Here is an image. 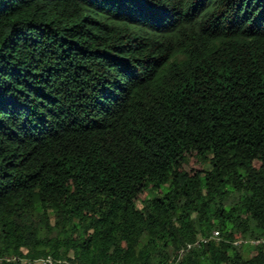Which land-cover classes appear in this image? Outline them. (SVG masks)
<instances>
[{
	"label": "trees",
	"instance_id": "obj_1",
	"mask_svg": "<svg viewBox=\"0 0 264 264\" xmlns=\"http://www.w3.org/2000/svg\"><path fill=\"white\" fill-rule=\"evenodd\" d=\"M49 258L264 264V0H0V264Z\"/></svg>",
	"mask_w": 264,
	"mask_h": 264
},
{
	"label": "built area",
	"instance_id": "obj_2",
	"mask_svg": "<svg viewBox=\"0 0 264 264\" xmlns=\"http://www.w3.org/2000/svg\"><path fill=\"white\" fill-rule=\"evenodd\" d=\"M220 239V235L217 231L213 232L209 238L201 239L199 242L195 244V246H200L201 244H207L212 240L218 241ZM26 264V262H24ZM36 263L42 264H64V263H55L52 259H41L38 260Z\"/></svg>",
	"mask_w": 264,
	"mask_h": 264
},
{
	"label": "rangeland",
	"instance_id": "obj_3",
	"mask_svg": "<svg viewBox=\"0 0 264 264\" xmlns=\"http://www.w3.org/2000/svg\"><path fill=\"white\" fill-rule=\"evenodd\" d=\"M254 245V243H250V242H247V243H245L244 244V248L246 249V250H249V249H251V247Z\"/></svg>",
	"mask_w": 264,
	"mask_h": 264
}]
</instances>
